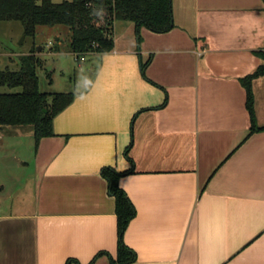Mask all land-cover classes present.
I'll return each instance as SVG.
<instances>
[{
  "label": "crops",
  "instance_id": "1",
  "mask_svg": "<svg viewBox=\"0 0 264 264\" xmlns=\"http://www.w3.org/2000/svg\"><path fill=\"white\" fill-rule=\"evenodd\" d=\"M171 10L167 33L117 21L111 52L70 53L86 64L83 88L53 137L26 134L30 205L0 215V264H111L103 168L134 171L119 180L136 210L124 234L132 264H264V130L250 134L241 84L263 64L264 1L171 0ZM252 93L263 127L264 77Z\"/></svg>",
  "mask_w": 264,
  "mask_h": 264
},
{
  "label": "trees",
  "instance_id": "2",
  "mask_svg": "<svg viewBox=\"0 0 264 264\" xmlns=\"http://www.w3.org/2000/svg\"><path fill=\"white\" fill-rule=\"evenodd\" d=\"M264 1V0H263ZM19 22L24 36L35 38L39 27H63L69 32L68 50L77 60L90 54H106L113 50L112 27L117 21L135 25L137 31L146 28L156 34L173 29L171 0H70L54 3L52 0H0V22ZM60 38L55 46L58 51ZM263 64L252 74L241 79L246 92V108L250 115V134L264 130L258 127L254 116L252 82L264 77V50L255 53ZM19 69L0 71V88L20 89L18 92L0 93V129L31 128L36 143L53 137V120L73 101V93H44L39 90L37 69L45 64L33 47L20 56ZM146 64L142 66L144 71ZM128 149L125 151L127 157ZM127 159H129L127 157ZM133 170L118 172L103 168L108 191L114 198L117 220V253L111 264H132L136 253L124 243V234L136 215L135 207L119 187L120 178ZM77 263V262H76Z\"/></svg>",
  "mask_w": 264,
  "mask_h": 264
},
{
  "label": "rangeland",
  "instance_id": "3",
  "mask_svg": "<svg viewBox=\"0 0 264 264\" xmlns=\"http://www.w3.org/2000/svg\"><path fill=\"white\" fill-rule=\"evenodd\" d=\"M52 1L61 3L70 0ZM56 36H59L61 44L55 52ZM68 42L69 32L63 27H39L33 39L24 36L21 23L1 21L0 71L5 69L17 71L19 57L27 55L35 47L37 55L45 64L37 69L41 92L70 93L81 90L83 87L80 80L85 75L86 64L83 63L81 68H78L68 50ZM18 91L20 89L0 88V93ZM14 130L21 129L6 128L0 131V215L25 212L30 205L28 187L31 183L28 175L31 166H27L30 162L26 159L29 158L32 149L26 134L32 130L25 128L23 129L25 133L21 135H16ZM20 198L28 200L23 203Z\"/></svg>",
  "mask_w": 264,
  "mask_h": 264
},
{
  "label": "built area",
  "instance_id": "4",
  "mask_svg": "<svg viewBox=\"0 0 264 264\" xmlns=\"http://www.w3.org/2000/svg\"><path fill=\"white\" fill-rule=\"evenodd\" d=\"M83 60V58H81Z\"/></svg>",
  "mask_w": 264,
  "mask_h": 264
}]
</instances>
